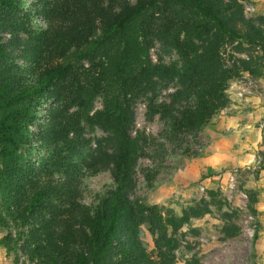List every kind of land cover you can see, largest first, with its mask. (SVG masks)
<instances>
[{
	"label": "trees",
	"instance_id": "16d2710c",
	"mask_svg": "<svg viewBox=\"0 0 264 264\" xmlns=\"http://www.w3.org/2000/svg\"><path fill=\"white\" fill-rule=\"evenodd\" d=\"M242 1L0 0L3 247L35 264H175L151 257L141 239V227L161 220L156 207L128 196L140 151L131 100L157 78L177 79L186 105L152 108L168 117L171 137L211 124L235 74L222 58L227 43L248 55L242 71L264 74L254 50L264 55V33L244 18ZM153 40L174 49L181 66L152 65ZM98 97L102 108L90 113ZM86 127L109 134L111 152L79 162ZM29 134L47 150L39 161L26 158ZM102 172L113 185L83 203V181Z\"/></svg>",
	"mask_w": 264,
	"mask_h": 264
},
{
	"label": "rangeland",
	"instance_id": "374dc122",
	"mask_svg": "<svg viewBox=\"0 0 264 264\" xmlns=\"http://www.w3.org/2000/svg\"><path fill=\"white\" fill-rule=\"evenodd\" d=\"M241 4L244 18L264 33V0ZM236 46L227 43L222 49L225 66L235 72L227 90L229 103L202 129L172 138L168 117L153 113L158 105L172 112L186 105L177 79L157 78L151 89L131 100L129 130L140 151L128 196L142 206H155L161 217L151 229L141 227V239L153 258L172 256L175 264H264V74L242 71L239 62L248 61V55ZM254 50L263 62V53ZM148 58L156 66H181L175 50L157 40ZM102 101L95 99L90 113L100 110ZM84 136L88 143L74 160L111 152L109 134L86 127ZM29 138L26 158L39 161L47 150L37 151L35 139ZM83 182V203L88 205L113 185L108 172ZM6 235L0 230V241ZM0 264L35 263L19 248L0 243Z\"/></svg>",
	"mask_w": 264,
	"mask_h": 264
}]
</instances>
